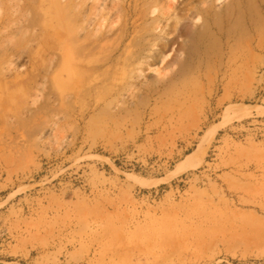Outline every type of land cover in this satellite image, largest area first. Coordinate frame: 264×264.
Listing matches in <instances>:
<instances>
[{"label":"rangeland","instance_id":"rangeland-1","mask_svg":"<svg viewBox=\"0 0 264 264\" xmlns=\"http://www.w3.org/2000/svg\"><path fill=\"white\" fill-rule=\"evenodd\" d=\"M250 1L212 86L139 130L79 107L58 121L53 0H0V264H264V0Z\"/></svg>","mask_w":264,"mask_h":264},{"label":"bare ground","instance_id":"bare-ground-1","mask_svg":"<svg viewBox=\"0 0 264 264\" xmlns=\"http://www.w3.org/2000/svg\"><path fill=\"white\" fill-rule=\"evenodd\" d=\"M245 1L53 0L58 88L53 110L58 121L62 113L79 107L80 120H99L102 126L119 127L136 114L141 130L162 108L177 113L188 108L197 99L203 76L214 83L215 56H232L234 24L242 25ZM216 36L224 39L225 48L215 49ZM249 37L243 51L248 55L262 46L259 34ZM198 146L188 160L203 156L204 146Z\"/></svg>","mask_w":264,"mask_h":264}]
</instances>
